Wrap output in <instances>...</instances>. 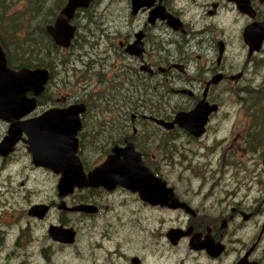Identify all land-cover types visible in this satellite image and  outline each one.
Instances as JSON below:
<instances>
[{
  "label": "flooded vegetation",
  "instance_id": "flooded-vegetation-1",
  "mask_svg": "<svg viewBox=\"0 0 264 264\" xmlns=\"http://www.w3.org/2000/svg\"><path fill=\"white\" fill-rule=\"evenodd\" d=\"M124 1L118 24L111 18L112 26L104 25L102 50L91 45L87 56L74 42L76 20L94 0L72 17L76 30L68 47L46 31L57 14L43 25L49 40L35 29L29 32L33 39L20 44L4 42L1 31L11 35L12 18L0 21L8 67L48 71L44 88L26 93L34 106L14 120L13 138L0 147V250L6 264H264V105H242L237 113L245 119L222 125L229 115L223 114V95L264 99V36L252 52L244 36L248 27H263L264 0H151L135 13L132 1ZM84 57L103 76V104H95L91 82L85 97L57 84L55 62L72 70ZM200 101L215 109L194 135L190 123L174 120ZM69 108L74 126L67 123L71 137L62 146L53 141L59 130L47 127L59 125ZM46 112L60 115L27 128ZM10 125L0 118V144L10 137ZM129 143L151 172L140 188L113 178L94 186L86 179L115 147ZM73 155L81 168L73 167ZM53 157L61 158L60 166H50ZM215 160L223 169L213 167ZM258 160L260 177L252 169ZM175 173L185 185L177 184ZM241 181L249 188L243 195ZM223 185L228 189L220 194ZM253 189L260 194L250 199Z\"/></svg>",
  "mask_w": 264,
  "mask_h": 264
},
{
  "label": "water",
  "instance_id": "water-1",
  "mask_svg": "<svg viewBox=\"0 0 264 264\" xmlns=\"http://www.w3.org/2000/svg\"><path fill=\"white\" fill-rule=\"evenodd\" d=\"M91 1L92 0H66L61 10L57 13L54 22L52 24L46 25V31L52 37V39L57 45L62 47H68L70 45L72 39L74 38L75 30H76V27L71 24V19L74 16L77 9L88 7ZM131 1H132V8L134 13L141 6L151 5L150 2L151 0H131ZM150 16L153 17V15ZM251 28L248 27V30H246L244 33L245 41L249 45L250 52L254 50H258L260 48L264 36V25L261 29L252 30ZM47 79H48V71L46 69H42V68L30 69L28 67H21L15 70L8 67L7 59L2 50V46L0 43V118L6 121H11V125L9 128L10 137L8 136V138L5 139L3 143L0 144V147L1 145L7 143L8 142L7 140L9 139L11 140V137L13 138V134L15 133L16 130V125H18L14 120L22 117L28 111V109H30V107L34 106L33 103L34 99L33 98H31V100L27 99L25 97L26 93L28 91H32L35 94L39 93V91H41L44 88ZM72 109L74 110L75 107H72ZM72 109L69 108L67 110H64L63 116L61 115L62 117L57 119L58 122L56 124L59 125L53 128L49 126L47 127V129L56 130V132L57 130H59L60 134L58 135L60 139L58 141L56 139L53 141L57 143L61 142L60 145L62 146L65 140L69 141L68 138L71 137L67 133L68 131L67 123L70 121V116L73 114ZM214 109H215V105H209L205 101H200L197 103V105L193 110L189 112L178 113L174 121L179 122L180 124L183 125L184 123H190L191 126L190 127L188 126L189 127L188 129L194 135H200L203 132L204 124L206 123L208 113ZM74 112H76V110ZM58 114H59L58 112H46L42 114L40 117L32 119L33 123L28 124L29 126L27 125L28 126L27 128L29 127L32 128L34 125L37 126L39 122H45V121L49 122L51 119H55L58 116ZM32 120H29L28 122L30 123ZM159 121L163 122L162 120ZM70 125H73V120L70 121ZM32 140L33 139L31 138V142H33ZM51 142L52 141L48 140L47 142L48 145H54L53 143L51 144ZM113 151L114 154L108 156L107 159L102 164L98 165L91 172H89L86 179H88L90 183L94 186H97L99 184H106L110 178H113L119 181L120 184L122 183L123 185H126L127 187H131L132 189L136 190L138 189V187L140 188L142 184V181H140L141 178L143 179L146 176L148 177L149 174H151V172L149 171L148 168H146L143 165L142 161L138 157V153L134 151L132 144L129 143L124 148L115 147ZM120 154L124 156L123 159H119ZM34 157L38 159V156L35 155ZM60 159H61L60 157L59 158L53 157L52 159H47V161L50 163L51 167L55 168L56 165L60 166V164H58L60 163L59 161ZM73 162L76 164L73 165V167L78 166L79 168H81L77 158L74 157V155H73ZM263 165H264V160H263ZM140 191H142L143 193L142 195H145L147 193L145 190H140ZM214 247L212 245H207V249L210 252V254L216 253L217 250L215 249L216 247L215 248Z\"/></svg>",
  "mask_w": 264,
  "mask_h": 264
},
{
  "label": "rangeland",
  "instance_id": "rangeland-1",
  "mask_svg": "<svg viewBox=\"0 0 264 264\" xmlns=\"http://www.w3.org/2000/svg\"><path fill=\"white\" fill-rule=\"evenodd\" d=\"M10 1V7L7 8L5 11L0 12V21L3 22L6 19L12 18L13 20V26L10 28L11 35L7 37L6 31L2 30L3 36L5 37L6 41L14 40L17 42L16 44H20V42L28 41L31 37L28 36L30 35L29 32H33L34 28H37L40 26V23L42 25L46 22L47 19V13L43 15L41 18L38 17V14L34 10V5L32 4L31 0H6ZM52 1L55 0H45L44 4L41 5V8L43 9L47 4H51ZM90 8V11L88 13L82 12L77 16V25H78V33H77V40L75 41V45L80 53L87 56V52H91V45L94 47L96 45H100L102 50V47H104V38H103V30H104V25L109 24L112 26L109 21L114 19L116 24L117 22V17L118 13L120 10H122L125 6V1L124 0H94L93 5ZM36 8V7H35ZM59 9L56 10V14ZM49 14V13H48ZM55 14V15H56ZM54 15V16H55ZM38 18H40L38 20ZM44 22V23H43ZM114 24V22H111ZM14 38V39H13ZM90 58V57H89ZM87 57H84V62L83 63H77V68H74L71 70L70 69V64L65 63V64H58L55 62V78L57 80V84L61 86L60 88H72L77 90L79 92V95L82 97H85L86 92H87V85L88 82L93 83L92 87L90 88L91 90H95L96 94V99H95V104H103L102 101V88L99 87L100 84H102L103 76H97V71H93L97 69V67H90L87 65L86 62L88 61ZM64 60V59H63ZM68 61V60H67ZM70 62V61H68ZM89 62V61H88ZM63 66H68L69 68L68 73L65 74L64 71H62ZM72 71V72H71ZM59 74V75H58ZM100 79V82L97 81ZM79 81V82H78ZM100 91H98V87ZM89 89V90H90ZM263 97V96H262ZM260 97V98H262ZM224 106H223V114L225 111H229L228 118L223 119V128L224 126L229 127L233 125V122L238 120L242 121L245 119V115L241 116V113H237L238 111H241V106L242 105H249V104H259V105H264V99H259L257 102H253L251 96H244V95H223V100H222ZM262 148L260 147L259 153H261ZM263 152V151H262ZM264 153V152H263ZM258 154H255V159H257ZM216 161V160H215ZM238 162H236L237 164ZM253 164V163H252ZM195 169H200L199 166L197 167L196 164L194 163ZM214 168H219L223 169V165H218L217 161L216 163H213ZM240 168L242 166L240 165ZM229 171L224 172L223 176V182L227 180L229 177V172L230 169L227 168ZM253 172H256V177H260V175H263V167L260 164L259 165V160L253 164ZM231 173V172H230ZM239 175L241 173L239 172ZM174 180L177 181L178 185H185V182L178 181L181 179L178 177V175L175 173L173 176ZM240 178V177H239ZM241 186H239L238 193L240 195H243L244 193H247L249 191V188L241 181ZM255 188V186H254ZM228 189L227 185H223L222 188L220 186L219 188V193L221 192L225 194V191ZM245 190V191H244ZM260 192L255 191L254 189L248 192V198L253 199V197L258 196ZM263 209L261 207L259 210ZM137 210V208L134 207V212ZM260 212L257 213L259 215ZM109 215V214H107ZM101 220H104L103 216L100 218ZM97 228V226H96ZM0 253H3L0 259V264H6V253L5 250H0ZM72 254L64 256L62 261L68 262L72 257ZM65 259V260H64ZM70 263V262H69Z\"/></svg>",
  "mask_w": 264,
  "mask_h": 264
},
{
  "label": "trees",
  "instance_id": "trees-1",
  "mask_svg": "<svg viewBox=\"0 0 264 264\" xmlns=\"http://www.w3.org/2000/svg\"><path fill=\"white\" fill-rule=\"evenodd\" d=\"M31 1H32V4L34 5L35 12L36 11L38 12L40 10H44V13H47V15H48L47 16V19H46V21H44V22H46L45 24H47V23H49L52 20V18L56 14V10L61 6V4H63V2L65 0H55V1H52L51 4H47L43 9L41 8V5L44 4V1L45 0H31ZM9 7H10V1H7V2H6V0H4L3 2L0 1V12L5 11ZM45 24H43V25H45ZM43 25H42V23H40V26H39L40 28L37 27V28H34V30L35 29H38V33L37 34H40L42 36V39L43 40H45V39L46 40H49L50 38H49L48 34L46 33ZM30 36L33 39V36L31 35V33H30ZM35 39H37V38H35ZM76 40H77V34H76V38L74 39V42ZM11 41H15V39L14 40H10L9 43H11ZM4 42L7 43L8 41H4ZM29 66H31V67L40 66V64H29Z\"/></svg>",
  "mask_w": 264,
  "mask_h": 264
}]
</instances>
